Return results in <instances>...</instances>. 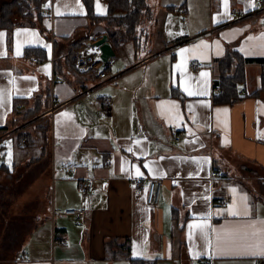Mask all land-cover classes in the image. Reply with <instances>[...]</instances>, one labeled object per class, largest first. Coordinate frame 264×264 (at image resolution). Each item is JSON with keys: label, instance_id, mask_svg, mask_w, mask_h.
<instances>
[{"label": "crops", "instance_id": "crops-1", "mask_svg": "<svg viewBox=\"0 0 264 264\" xmlns=\"http://www.w3.org/2000/svg\"><path fill=\"white\" fill-rule=\"evenodd\" d=\"M147 2L146 50L156 55L141 63L145 53L110 41L116 56L103 78L69 64L75 42L105 35L82 0H46L50 14L34 25L0 29V128L37 95L58 105L41 118L45 138L36 124L17 131L30 133L24 144L0 130V264H130L108 259L115 238L159 264H264V97L247 96L261 87V67H246L247 97L213 103L215 60L231 49L264 58V0ZM94 10L106 16L107 0ZM11 178L21 191L9 196ZM90 178L96 190L83 194L78 181ZM136 178L162 181L157 206L135 195Z\"/></svg>", "mask_w": 264, "mask_h": 264}, {"label": "trees", "instance_id": "trees-1", "mask_svg": "<svg viewBox=\"0 0 264 264\" xmlns=\"http://www.w3.org/2000/svg\"><path fill=\"white\" fill-rule=\"evenodd\" d=\"M46 0H0V29L11 31L17 26L34 25L42 17V6ZM87 10V15L91 22L99 24L105 23L106 32L109 35V41L115 48H120L124 44H132L135 56L139 53H145V57L141 63H145L149 57L156 55V52L146 50L148 42V33L144 28L145 20L151 19L152 12L147 0H107L108 12L104 17H98L94 10V0H82ZM184 13L183 9L180 10ZM184 37H180L174 41L177 46ZM10 40V37L8 38ZM79 40L75 42L70 50V67H74L75 52L85 41ZM170 43H167V45ZM154 54V55H152ZM141 59V58H140ZM255 64L261 67V87L259 90L247 96H263L264 97V58H248L244 57L236 50H227L224 57L214 61V69L217 79L214 83L213 103L218 105L233 104L240 99L247 97L240 92V86L244 84L246 79V67ZM81 73V72H80ZM179 95V93H177ZM49 96L43 97L37 95L35 97L32 108L24 112H19V120L12 126L0 128L1 131H8L13 126L35 125L37 132H41L44 138L47 136L49 124L45 120H41V114L49 108ZM20 102V100L18 101ZM17 102V104H18ZM17 134V142L29 138L30 133L23 132ZM30 139V138H29ZM3 167L0 166V170ZM108 259L116 260L126 258L130 264H159V259L133 258L130 255L131 240L125 238H115L109 243L107 242Z\"/></svg>", "mask_w": 264, "mask_h": 264}, {"label": "built area", "instance_id": "built-area-1", "mask_svg": "<svg viewBox=\"0 0 264 264\" xmlns=\"http://www.w3.org/2000/svg\"><path fill=\"white\" fill-rule=\"evenodd\" d=\"M259 3H262L263 0H256ZM42 14L47 16L50 14L49 8H45L42 10ZM235 12L232 11L230 16L233 17ZM98 39H106L109 40L107 36H100L88 41H85L82 46L76 50L75 59L73 61V65L78 72L85 73L90 70H99L102 65V60L100 57V49L99 46L95 44ZM38 59H35L37 61ZM107 75L106 72H101L100 77H105ZM110 104L109 101H106V105ZM58 105H52L48 110H46L43 114L44 116L51 115L56 109ZM172 137L179 141L180 134L173 133ZM27 143L26 139H23L22 144ZM2 157V153L0 152V158ZM212 177L217 176V171L214 169L211 173ZM133 191L137 197H144L146 204L148 206L154 207L157 206L160 202L161 191H162V181L159 179H149L143 180L136 178L132 181ZM78 189L83 194H90L96 190V184L94 179H81L78 181ZM225 204V202H222ZM65 216L81 218L85 212L82 209H66L63 211Z\"/></svg>", "mask_w": 264, "mask_h": 264}, {"label": "rangeland", "instance_id": "rangeland-1", "mask_svg": "<svg viewBox=\"0 0 264 264\" xmlns=\"http://www.w3.org/2000/svg\"><path fill=\"white\" fill-rule=\"evenodd\" d=\"M104 25H105V23H104ZM106 28V27H105ZM104 36H107L108 38H109V35H108V33L106 32V30H105V35ZM92 72H96V71H92ZM91 72V73H92ZM89 78H92V79H94V82H96L97 81V78H96V76L94 75V74H90L89 76H88ZM41 117H45L44 116V114H41ZM19 128H20V125H18V126H13L12 128H11V133H14V132H16L15 130H19ZM3 161H6L7 162V159L5 158V160H4V158L2 159V161L1 162H3ZM2 176H4L3 174H1ZM27 180H25V181H23L22 183H20V185L22 186V185H24L25 183H29V181L30 180H28V178H26ZM6 183H13V185H11L10 187H9V189L6 191V195H9V196H12L13 194H14V192H16V191H21L20 189H19V183L17 182V180H15V178H11V179H9V181H5ZM4 199H2V201L1 202H4L6 205H7V202L4 200ZM13 206H14V203H12V205L10 206V213L11 214H14V213H16V210L13 208ZM7 211H8V209H7ZM17 214V213H16ZM174 249H175V253H177V251H178V244H177V241H176V239H174ZM125 263V262H124ZM119 264H121V263H119ZM161 264H178V262L177 261H168V260H164V261H162V263Z\"/></svg>", "mask_w": 264, "mask_h": 264}, {"label": "water", "instance_id": "water-1", "mask_svg": "<svg viewBox=\"0 0 264 264\" xmlns=\"http://www.w3.org/2000/svg\"><path fill=\"white\" fill-rule=\"evenodd\" d=\"M95 44L99 46L100 57L102 60V65L100 66L99 71L103 72L104 69L110 65L111 60L116 56V52L109 40L98 39Z\"/></svg>", "mask_w": 264, "mask_h": 264}, {"label": "snow or ice", "instance_id": "snow-or-ice-1", "mask_svg": "<svg viewBox=\"0 0 264 264\" xmlns=\"http://www.w3.org/2000/svg\"><path fill=\"white\" fill-rule=\"evenodd\" d=\"M260 39H264V36H262ZM186 91H187V89H186ZM188 94L193 95L195 93L189 92ZM129 150L131 151V149H129ZM145 166L147 167V165H145ZM137 173L139 174V169H137ZM230 214L233 216L240 215V213L236 212V211H230ZM245 214H247V213H245ZM204 227H207V226L205 225ZM217 239H219V237H217ZM209 243H210V241H209ZM261 254H264V249H261Z\"/></svg>", "mask_w": 264, "mask_h": 264}]
</instances>
